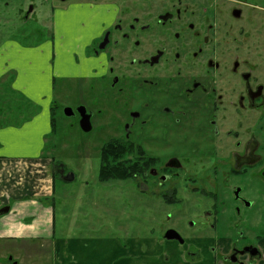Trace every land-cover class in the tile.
I'll return each instance as SVG.
<instances>
[{
	"label": "flooded vegetation",
	"instance_id": "obj_1",
	"mask_svg": "<svg viewBox=\"0 0 264 264\" xmlns=\"http://www.w3.org/2000/svg\"><path fill=\"white\" fill-rule=\"evenodd\" d=\"M118 5L91 54L77 60L74 51L76 68L66 62L58 70V92L66 97L74 91L84 96L89 82L87 101L64 114L76 116L79 127L88 116L98 140L111 142L113 150H133L139 195L149 197L153 213L168 210L163 221L153 215L159 237L143 241L171 243L211 264H256L264 232L253 236L248 226L253 202L247 189L255 175L264 183V0ZM13 9L31 18L22 28L34 39L30 55L57 54L51 23L45 26L48 49L37 38L43 28L35 0H0L1 43L14 31ZM3 84L6 98L18 92L11 82ZM50 171L55 178L64 174L54 161ZM255 196L264 204V186ZM170 230L173 238L166 236Z\"/></svg>",
	"mask_w": 264,
	"mask_h": 264
},
{
	"label": "rangeland",
	"instance_id": "obj_2",
	"mask_svg": "<svg viewBox=\"0 0 264 264\" xmlns=\"http://www.w3.org/2000/svg\"><path fill=\"white\" fill-rule=\"evenodd\" d=\"M55 2L58 5L61 4L60 0H55ZM35 3L37 4V13L40 12L39 14L42 17L40 24L43 28L37 38L43 45H46L49 37L45 26L50 25L51 11L47 3L45 6L40 3V0H35ZM25 9L28 8L25 7ZM13 12L15 25L8 43L16 41L23 46L25 50L23 61H27V59L28 61L36 60L38 63L37 68L34 65L31 66L30 70L25 72L19 79L20 85L25 86L26 92L37 93L44 88V86H41L44 83L42 80L44 76H46V79L49 77V72L47 74L46 72L49 66L48 63H50L49 60L52 58L57 60V66L58 62L59 64L60 62L61 64H66L67 61L70 62L69 53H73V51L78 54L77 60L80 59L82 54L88 56L91 54V48L94 46L96 38L92 41L84 37L79 40L59 38L61 34L74 32V29L76 32L77 26L60 21L59 13H57V25L54 27L53 42L58 44L59 50L53 56L51 52L49 53L46 50L42 53L40 59H34L30 55L28 47L34 39L29 33L22 31L23 27L26 28L31 24V18L24 19L16 9H13ZM87 19L92 21L90 17ZM93 27L96 28L90 22L89 28L94 30ZM2 45L5 44L0 41V47ZM65 52H67L65 57L58 56L59 53L64 54ZM0 54L2 55L1 52ZM68 67L73 71L76 65ZM31 71H37L36 79L40 81V86L35 90H30V87L33 86L29 82L33 80ZM14 73L10 72L5 80L12 84L13 80L17 78ZM59 83L60 79L56 76L51 111V116L54 117V125L49 135H47L43 151L44 155L53 157L55 164L61 165L64 175L72 174L73 179L65 181L60 177L55 178L53 195L47 202L53 208L56 237L116 238L123 243L129 239L136 240L137 238L153 237V235L159 237L160 232L155 231L159 230L161 224L155 225L153 215L163 221L168 210L164 206L157 207L155 211L157 215L153 213L149 197L139 195L133 177L130 179L111 178L101 180L98 176L99 151L104 142L96 138V128L84 132L78 126L76 116H66L63 112L65 107L72 108L75 102L85 103L87 101L86 93L88 92L89 82L84 83V96H77L76 91H74L70 97L58 92L60 89ZM66 84L72 87L74 81L68 80ZM4 87L5 85L0 81L1 128L15 127L22 129L34 118L41 116L42 111H46L41 106L28 102L21 91L12 94L8 92V98H6L4 91L6 88ZM112 153L115 152L112 151ZM262 186H264V183L255 175L250 180L247 189V195L253 202V207L249 209V214L252 217H247L248 226L253 232V236L257 233L261 234L262 231L264 232V204L255 196L256 191L260 190ZM187 219L193 220V218L186 217ZM222 226L225 227L224 224ZM237 226L241 229V220L237 222ZM190 230L188 229L185 235H188ZM250 241L255 243L256 238L253 237ZM9 257L11 260H9ZM0 264H55L52 242L44 240H0Z\"/></svg>",
	"mask_w": 264,
	"mask_h": 264
},
{
	"label": "crops",
	"instance_id": "obj_3",
	"mask_svg": "<svg viewBox=\"0 0 264 264\" xmlns=\"http://www.w3.org/2000/svg\"><path fill=\"white\" fill-rule=\"evenodd\" d=\"M118 1L60 0L61 4L58 5L55 0H42V5H49L53 28L57 25V13L60 21L77 26L76 32L74 29V32L61 34L59 38L79 40L84 37L91 41L114 17ZM100 13L106 15L101 17ZM90 22L96 27H93L94 30L89 28ZM47 45L48 43L44 45L46 49ZM56 46L59 50L58 44ZM0 52V66H4L0 67V81L3 83L10 72H15L17 78L11 84L13 91L23 92L30 103L46 110L22 129L0 127V205L10 207L7 213L0 216V240L52 242L55 264H211V258L199 261L186 257L183 248L171 243L162 245L149 240L143 241L141 238L129 239L123 243L116 238L56 237L53 208L47 203L53 195L55 178L49 170L51 158L44 155L43 148L47 135L52 130L50 118L55 77L59 75L61 62L56 66L57 60H49L46 72H49V77L41 79L44 82L41 86L44 88L32 93L26 92L19 79L31 66L37 68V61H28L27 57V61H23L25 50L16 41L2 45ZM67 52L64 55L59 53L58 56L65 57ZM69 55L71 61H67L68 65L74 67L76 62L71 57L72 52ZM36 72L31 71L33 80L29 82L33 86L30 85V90L40 86ZM258 246L263 257L256 264H264V234L261 235Z\"/></svg>",
	"mask_w": 264,
	"mask_h": 264
},
{
	"label": "trees",
	"instance_id": "obj_4",
	"mask_svg": "<svg viewBox=\"0 0 264 264\" xmlns=\"http://www.w3.org/2000/svg\"><path fill=\"white\" fill-rule=\"evenodd\" d=\"M51 125H54V117L51 116ZM114 151L115 153H112ZM131 155L129 157L128 155ZM111 155H116L115 163L111 164ZM53 160V157H52ZM133 150H113L111 142L104 143L99 151V171L98 176L103 179H130L133 177ZM54 161V160H53ZM108 161V163H107ZM110 165V167L108 165ZM53 175V174H52ZM55 178V175H53Z\"/></svg>",
	"mask_w": 264,
	"mask_h": 264
},
{
	"label": "water",
	"instance_id": "obj_5",
	"mask_svg": "<svg viewBox=\"0 0 264 264\" xmlns=\"http://www.w3.org/2000/svg\"><path fill=\"white\" fill-rule=\"evenodd\" d=\"M82 109V111L84 110V107H80ZM81 111V112H82ZM64 113L66 115H70L72 113L71 109L69 107L64 108ZM80 128L83 131H89L91 129V125L89 122V118L88 116H83L79 122ZM63 180L65 181H70L73 179V175L72 174H68V175H62L61 177ZM10 207L9 206H5L3 208L0 209V215H3L5 213H7L9 211ZM167 238H173L174 234L172 233V231L170 230L167 234H166ZM256 252H258V250L256 249ZM253 253H255V251H253ZM10 259V257H9Z\"/></svg>",
	"mask_w": 264,
	"mask_h": 264
}]
</instances>
